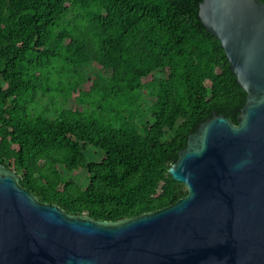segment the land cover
I'll return each instance as SVG.
<instances>
[{
	"label": "trees",
	"instance_id": "trees-1",
	"mask_svg": "<svg viewBox=\"0 0 264 264\" xmlns=\"http://www.w3.org/2000/svg\"><path fill=\"white\" fill-rule=\"evenodd\" d=\"M201 1L0 0V164L97 221L185 197L168 169L188 136L246 101Z\"/></svg>",
	"mask_w": 264,
	"mask_h": 264
},
{
	"label": "water",
	"instance_id": "water-1",
	"mask_svg": "<svg viewBox=\"0 0 264 264\" xmlns=\"http://www.w3.org/2000/svg\"><path fill=\"white\" fill-rule=\"evenodd\" d=\"M198 17L246 94L213 114L170 166L187 194L118 221L39 201L0 164V264H264V3L202 0Z\"/></svg>",
	"mask_w": 264,
	"mask_h": 264
},
{
	"label": "rangeland",
	"instance_id": "rangeland-1",
	"mask_svg": "<svg viewBox=\"0 0 264 264\" xmlns=\"http://www.w3.org/2000/svg\"><path fill=\"white\" fill-rule=\"evenodd\" d=\"M95 69H97L96 65L95 64H91L90 66H88L86 68V70L84 72V76L87 77V78H93L95 76ZM146 98L151 100V101H154V98H152L151 96H146ZM72 103H73V101H70L68 106L73 105ZM82 175H85V172H82Z\"/></svg>",
	"mask_w": 264,
	"mask_h": 264
}]
</instances>
